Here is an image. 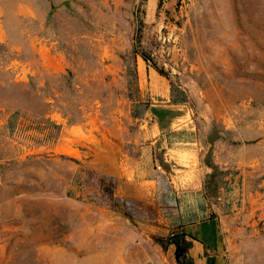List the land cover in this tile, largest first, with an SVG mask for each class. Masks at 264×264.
<instances>
[{
  "label": "rangeland",
  "instance_id": "374dc122",
  "mask_svg": "<svg viewBox=\"0 0 264 264\" xmlns=\"http://www.w3.org/2000/svg\"><path fill=\"white\" fill-rule=\"evenodd\" d=\"M154 127L193 128L211 174L239 175L228 264H264V0H0V264H192L177 223L200 201L214 215L217 187L178 192L181 166L158 154L155 199L125 179L141 150L127 141ZM83 170L137 192L147 219L96 204Z\"/></svg>",
  "mask_w": 264,
  "mask_h": 264
},
{
  "label": "crops",
  "instance_id": "0c3cea01",
  "mask_svg": "<svg viewBox=\"0 0 264 264\" xmlns=\"http://www.w3.org/2000/svg\"><path fill=\"white\" fill-rule=\"evenodd\" d=\"M145 74L149 80L158 82L159 78L150 70H144L140 68V76L144 77ZM168 96L170 93L167 94ZM188 132L191 136L189 139H181L175 143L172 140V136L175 132ZM192 132H195L193 128L185 127H173V128H146L139 131V136L142 138H130L127 142L129 144H140V152L137 161H127L133 164L124 170L125 179L133 181L136 186L146 185L147 193L157 196V190L152 187L156 184L151 174L154 170L153 160L158 154L165 160H172L174 164L180 165L182 173L175 176V181L181 184L180 189L176 188L182 193H187L188 197L199 198L204 201V197H207V189L205 183L207 178L212 181L217 187V196L215 203L210 204L214 208V215L208 213L207 209H204L206 203L200 201L197 207L191 208L188 206L186 211L182 213V219L177 223L179 230L186 237L190 245L188 246V255L192 264H228V246L224 236L223 223L226 217H228V211H230V197L238 196V189L236 187L227 188L223 190L222 186L225 182L231 183L235 181L238 183L239 175L235 172L229 171L230 168L220 165L216 174H211V168L206 167L200 157V146L198 140L193 136ZM132 136V135H129ZM137 136V134H136ZM185 146L182 153L184 155H174L177 152L175 146ZM163 150V151H162ZM159 151V152H158ZM161 151V153H160ZM135 163V164H134ZM175 167V166H174ZM231 170V169H230ZM240 174V173H239ZM122 178V176H119ZM124 178V177H123ZM118 196L129 200L140 199L137 196V192L130 193L124 188H121L119 179ZM172 188V187H171ZM174 188V187H173ZM233 188V191L230 189ZM226 189V188H225ZM142 190V188L140 189ZM160 192V190H159ZM166 194H174L172 189L169 191H162ZM141 193V192H140ZM202 197V198H201ZM142 198V197H141ZM227 198V199H225ZM234 208V207H233ZM215 221L216 227L212 235L207 236L201 230L197 229V225L208 221Z\"/></svg>",
  "mask_w": 264,
  "mask_h": 264
},
{
  "label": "trees",
  "instance_id": "16d2710c",
  "mask_svg": "<svg viewBox=\"0 0 264 264\" xmlns=\"http://www.w3.org/2000/svg\"><path fill=\"white\" fill-rule=\"evenodd\" d=\"M134 53V52H133ZM134 53V61H135ZM131 83L133 85L137 84V73L133 72V78ZM171 100L175 103H183L186 102V98L182 91H174L171 90ZM141 111L133 112V116H139ZM83 181L82 184L90 187H95L97 192L92 193V198L96 204H101L103 199H106L109 203L112 204L113 209H120L125 217L129 219H137V220H146L147 217L142 215L143 211L141 210L140 204L134 200H129L123 197L116 196L114 194V190L116 187V179L111 178L110 176H98L92 172L83 170ZM80 177H77L79 180ZM161 188L164 191H169V187L167 185H163ZM158 205L168 210L169 208L174 206V201L172 199H168L167 201H158Z\"/></svg>",
  "mask_w": 264,
  "mask_h": 264
},
{
  "label": "built area",
  "instance_id": "2783aa9c",
  "mask_svg": "<svg viewBox=\"0 0 264 264\" xmlns=\"http://www.w3.org/2000/svg\"><path fill=\"white\" fill-rule=\"evenodd\" d=\"M234 183L236 184V186H237V189H238V196H239V185H238V183H239V180H238V183L237 182H235V181H232L231 182V185L233 184V186L232 187H236L235 185H234ZM229 184V183H228ZM226 190V192H228V190L227 189H225ZM230 191H231V189H230ZM238 196L236 197V198H238ZM231 199V198H230Z\"/></svg>",
  "mask_w": 264,
  "mask_h": 264
}]
</instances>
